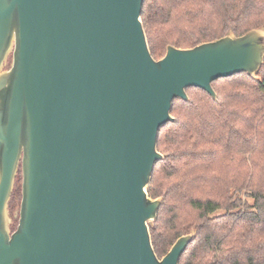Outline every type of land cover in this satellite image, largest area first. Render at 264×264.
I'll return each mask as SVG.
<instances>
[{"label":"water","instance_id":"water-1","mask_svg":"<svg viewBox=\"0 0 264 264\" xmlns=\"http://www.w3.org/2000/svg\"><path fill=\"white\" fill-rule=\"evenodd\" d=\"M143 0H0V264H179L159 258L146 187L176 98L264 61V27L154 59ZM10 58L9 66L7 67ZM18 222L9 200L18 169Z\"/></svg>","mask_w":264,"mask_h":264},{"label":"trees","instance_id":"trees-1","mask_svg":"<svg viewBox=\"0 0 264 264\" xmlns=\"http://www.w3.org/2000/svg\"><path fill=\"white\" fill-rule=\"evenodd\" d=\"M141 22L159 59L167 45L189 48L264 27V0H143ZM257 77L239 72L214 80L216 99L189 87L187 100H173V120L157 139L163 158L146 187L161 198L149 225L159 258L195 230L179 264H264V61ZM20 198L19 168L11 212Z\"/></svg>","mask_w":264,"mask_h":264},{"label":"rangeland","instance_id":"rangeland-1","mask_svg":"<svg viewBox=\"0 0 264 264\" xmlns=\"http://www.w3.org/2000/svg\"><path fill=\"white\" fill-rule=\"evenodd\" d=\"M14 185H15V184H14ZM9 203H10V201H9ZM19 204H20V201H19ZM8 208H9V215H10V218L12 219V224H13V219H14V218H15V219L17 220V222H18V215H17V214H18V210H19V205H18V207L15 208L14 211H12V212H11V209H10V204H9V207H8ZM12 224H11V225H12ZM11 225H10V230L13 231L12 228H11ZM16 225H17V223H16ZM16 225H15V227H16Z\"/></svg>","mask_w":264,"mask_h":264}]
</instances>
